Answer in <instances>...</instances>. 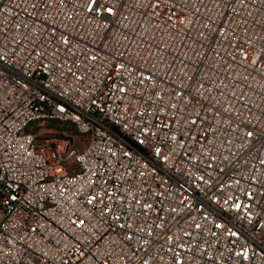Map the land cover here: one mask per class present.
Instances as JSON below:
<instances>
[{"label": "built area", "instance_id": "obj_1", "mask_svg": "<svg viewBox=\"0 0 264 264\" xmlns=\"http://www.w3.org/2000/svg\"><path fill=\"white\" fill-rule=\"evenodd\" d=\"M0 264H264V0H0Z\"/></svg>", "mask_w": 264, "mask_h": 264}, {"label": "rangeland", "instance_id": "obj_2", "mask_svg": "<svg viewBox=\"0 0 264 264\" xmlns=\"http://www.w3.org/2000/svg\"><path fill=\"white\" fill-rule=\"evenodd\" d=\"M51 125H52L51 127L55 126L54 124H51ZM60 135L62 136V133L57 128L48 129L45 131H41V133L38 136V141H44L45 139H50L52 137H56Z\"/></svg>", "mask_w": 264, "mask_h": 264}, {"label": "snow or ice", "instance_id": "obj_3", "mask_svg": "<svg viewBox=\"0 0 264 264\" xmlns=\"http://www.w3.org/2000/svg\"><path fill=\"white\" fill-rule=\"evenodd\" d=\"M109 11H111V9H109ZM248 136L249 137L253 136V133L252 132H248Z\"/></svg>", "mask_w": 264, "mask_h": 264}]
</instances>
